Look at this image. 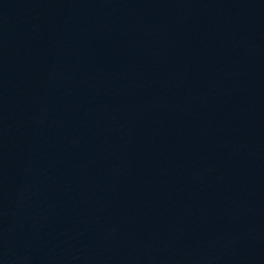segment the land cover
Here are the masks:
<instances>
[{
    "label": "water",
    "instance_id": "obj_1",
    "mask_svg": "<svg viewBox=\"0 0 264 264\" xmlns=\"http://www.w3.org/2000/svg\"><path fill=\"white\" fill-rule=\"evenodd\" d=\"M0 195L47 264H264V0H0Z\"/></svg>",
    "mask_w": 264,
    "mask_h": 264
}]
</instances>
